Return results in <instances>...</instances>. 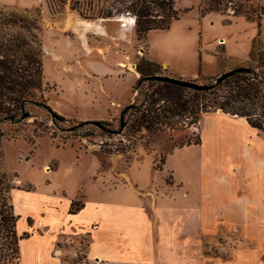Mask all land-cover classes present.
Segmentation results:
<instances>
[{"label": "rangeland", "instance_id": "rangeland-1", "mask_svg": "<svg viewBox=\"0 0 264 264\" xmlns=\"http://www.w3.org/2000/svg\"><path fill=\"white\" fill-rule=\"evenodd\" d=\"M33 1L0 5L39 21L34 32L43 60V88L27 107L30 117L0 124V210L9 217L0 226V264L19 262L12 193L33 188L54 200L42 205L40 215L50 226L47 240L57 236L65 249L57 251L63 264H106L89 258L88 248L102 222L110 228L117 219L124 223L120 237H126L121 250L142 240L156 252L145 256L152 263L135 258L121 264H264L261 133L221 110L162 132L130 127L133 106L150 89L145 83L135 91L141 59L159 64L161 75L211 84L227 71L254 65L250 53L258 43L264 48V29L233 16L231 8L223 14L206 11L203 0H176L179 18L169 29L140 39L130 9L134 0H63L61 6L53 0V10L46 0ZM120 16L132 19L133 28L115 20ZM84 21L100 24L108 36L70 25ZM14 202L25 212L36 210L20 194ZM71 209L80 214L73 218ZM133 222L145 226L138 228L142 235L131 236ZM96 251L112 262L119 255L111 244L92 247ZM30 263L27 257L22 262Z\"/></svg>", "mask_w": 264, "mask_h": 264}, {"label": "trees", "instance_id": "trees-1", "mask_svg": "<svg viewBox=\"0 0 264 264\" xmlns=\"http://www.w3.org/2000/svg\"><path fill=\"white\" fill-rule=\"evenodd\" d=\"M46 1L53 10V0ZM57 1L58 6L64 3L63 0ZM175 1L132 2L130 9L137 17L136 32L140 39L152 30L169 29L171 22L179 18ZM203 1L206 11L228 14L231 8L233 16H243L247 21L261 27L264 6L257 3V0ZM229 3L231 7L228 6ZM39 29L37 19L17 15L0 7V124L19 123L25 119L26 114V118L30 117L27 107L37 103V94L42 92V50L38 34L34 32ZM250 59L254 65L243 66L248 68L247 71L234 74L208 91H194L174 84L149 80L147 77L160 74L162 67L149 59H141L137 65L140 79L135 91L138 92L145 83H148L150 89L144 92L140 104L132 108L135 112L132 114L131 129L135 133L143 130L151 133L162 132L164 129H175L179 124H197L204 114L221 110L224 114L244 118L264 139V48H260L259 43L253 46ZM40 104L51 111L47 101L42 100ZM3 137L4 134L0 131V140ZM78 211L71 209L70 213ZM16 221L15 217V227ZM8 222L9 217L0 210V226L4 228ZM17 260L19 261V258Z\"/></svg>", "mask_w": 264, "mask_h": 264}, {"label": "crops", "instance_id": "crops-1", "mask_svg": "<svg viewBox=\"0 0 264 264\" xmlns=\"http://www.w3.org/2000/svg\"><path fill=\"white\" fill-rule=\"evenodd\" d=\"M34 2L33 0H0V5L3 6H10V5H19V6H23V5H27ZM262 6H264V3L261 4ZM255 25H257L256 23H253ZM261 27L264 29V15L262 16L261 19ZM222 41V40H221ZM85 50V48H84ZM82 51V50H80ZM163 64L167 65V63L163 62ZM104 68L100 69V73L104 72L103 71ZM86 70L89 72L90 70H88L86 68ZM46 93V92H45ZM47 95V93H46ZM35 188H33L32 190H24V191H15L12 193V205H13V211H14V215L17 219L16 221V227H15V231H16V235L18 237V246H19V262L18 264H22V262L25 260V257H27L29 259V261H31L30 264H63V259L58 255V252H63V250L65 251V249H61L59 247L58 241H57V236L50 238L49 240H47V238L45 237L46 234L49 233V223L48 222H44V224H42V219L44 218V214H42V216L40 215V212H43V208L41 210L42 205L45 204V202L48 199H52V202L54 201L53 198L51 197L50 194L47 195H42V194H37L34 192ZM16 194H20L21 197H23L25 200H32V202L34 201L36 204V206L34 207L36 210H28L25 212V210L23 209H19V205H17L14 202V195ZM51 201V200H50ZM38 203V205H37ZM80 214V211L74 214H71L70 211H68V215L70 216H78ZM73 217V218H74ZM118 216H116L117 218ZM137 217V215H136ZM97 219V218H95ZM100 220V219H98ZM137 220V219H136ZM21 221L22 223L25 221L26 224L21 226ZM73 221H70V224ZM135 226L140 225V224H136V222H133ZM44 225L43 227L41 226ZM78 224V223H77ZM119 224H124L121 223L118 219L115 220L113 223L110 224V228H108V224L107 221H103L102 222V228L100 231H98L97 236L95 237V240L93 241V243L91 245H89L88 248V253H89V258L93 257L94 255H96V257H98L97 259H104L106 261V264H121V263H125L127 260L128 262H132L134 261L135 258H146L147 262L152 263L151 261V256L150 257H145L146 255H152L155 254L156 252H152L150 250L151 246L148 245V247L146 246L145 248L143 247V243L141 242L142 240L138 241L137 243H133L130 245V247H128L126 250L129 252L125 253V250H121L120 248L123 246V244L118 245L120 242L125 241V238L122 240V237H120V233L121 231H119L120 228H118ZM139 227H143V225L141 226H137L136 229L134 228L131 232V236L136 235V237H138L141 233V235L144 233L143 231L138 230ZM64 231V230H63ZM63 234H65L64 232H62ZM61 233V234H62ZM67 234V233H66ZM108 234H111L113 238H109L106 237V235L108 236ZM146 235V234H145ZM144 235V236H145ZM120 237V238H119ZM57 238V239H56ZM105 241V244H104ZM100 243H102L103 245L106 246V248H110V244L117 248L119 255L117 258H115V261L112 262L111 260L107 259L106 257H104L103 254H99L98 251H96L94 254L91 253L92 247H95L96 245L98 246ZM140 245V246H139ZM138 246V247H137ZM123 248V247H122ZM132 250V251H131ZM28 254V255H27ZM156 255V254H155ZM153 257V256H152Z\"/></svg>", "mask_w": 264, "mask_h": 264}, {"label": "water", "instance_id": "water-1", "mask_svg": "<svg viewBox=\"0 0 264 264\" xmlns=\"http://www.w3.org/2000/svg\"><path fill=\"white\" fill-rule=\"evenodd\" d=\"M248 68L246 67H237L233 70L227 71L223 74H221L214 82V84H199L193 81H188V80H184V79H178V78H174V77H170V76H166V75H154V76H149L147 77V79L149 80H155V81H161V82H165V83H169V84H174L177 86H181L184 88H188L194 91H208L211 90L213 88L214 85L220 84L223 81H225L226 79L232 77L234 74L236 73H240V72H245L247 71ZM27 117V114L25 115V118ZM125 127V123L122 124V128Z\"/></svg>", "mask_w": 264, "mask_h": 264}, {"label": "bare ground", "instance_id": "bare-ground-1", "mask_svg": "<svg viewBox=\"0 0 264 264\" xmlns=\"http://www.w3.org/2000/svg\"><path fill=\"white\" fill-rule=\"evenodd\" d=\"M106 20H110V19H106ZM116 21H119V23H124L122 26H124V27H129L130 29H132L133 28V26H134V21L132 20V19H130V18H128V17H126V16H120V17H118V18H116L115 19ZM101 21H102V19H101ZM71 25V27L72 28H76V30L78 29V28H83V29H93V30H97V33H99V35L100 36H102V37H107L108 36V34L106 33V31L101 27V26H99L100 24H93V23H90V22H86V21H84V22H81V23H79V26L78 25H74V24H70ZM121 31H122V33H121V35H120V38L121 39H123V38H126L127 36H126V32H125V30L124 29H121ZM83 32V31H82ZM86 32H87V30H86ZM86 34V33H85ZM83 46H84V48H85V50H87V51H90V49L87 47L88 46V41L85 39L84 40V43H83ZM94 49V48H93ZM102 50V49H101ZM103 51V50H102ZM47 52H50L51 53V55L54 57V58H56V59H58V54H57V52L56 51H49V49L47 50ZM90 52H88V54H89ZM100 55H101V53H100ZM120 66L121 67H125V65L124 64H120ZM104 90V89H103ZM241 120H243L244 122H246L245 121V119L244 118H240ZM243 152L244 153H246L247 152V149L245 150L244 148H243ZM264 164V163H263ZM42 224H44L43 223V221H42ZM41 224V226H43Z\"/></svg>", "mask_w": 264, "mask_h": 264}]
</instances>
